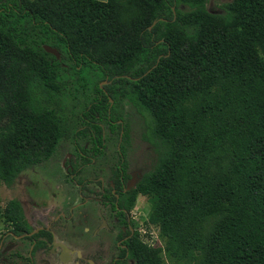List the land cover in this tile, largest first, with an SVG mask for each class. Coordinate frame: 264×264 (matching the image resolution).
I'll return each mask as SVG.
<instances>
[{"label":"trees","instance_id":"16d2710c","mask_svg":"<svg viewBox=\"0 0 264 264\" xmlns=\"http://www.w3.org/2000/svg\"><path fill=\"white\" fill-rule=\"evenodd\" d=\"M80 87L93 91L85 125L72 127L67 102ZM126 99L153 149L132 203L147 196L164 242L139 238L136 264H264V0H227L222 12L207 0H0L6 185L64 138L105 151L107 123L125 139ZM5 214L27 227L17 198Z\"/></svg>","mask_w":264,"mask_h":264},{"label":"flooded vegetation","instance_id":"af4514ba","mask_svg":"<svg viewBox=\"0 0 264 264\" xmlns=\"http://www.w3.org/2000/svg\"><path fill=\"white\" fill-rule=\"evenodd\" d=\"M74 142L80 164L69 153L58 167L61 176L54 166L31 172L46 182L52 180L44 175H53L60 184L40 203L18 198L28 224L18 227L9 221L0 236V264H136L132 247L142 237L131 213L136 203L132 189L146 169L131 173L121 149L115 157L107 151H83ZM31 218L38 223L33 226Z\"/></svg>","mask_w":264,"mask_h":264},{"label":"rangeland","instance_id":"374dc122","mask_svg":"<svg viewBox=\"0 0 264 264\" xmlns=\"http://www.w3.org/2000/svg\"><path fill=\"white\" fill-rule=\"evenodd\" d=\"M226 1L227 0H207V6L211 11L222 12ZM98 82L102 85L105 84V81L102 79L98 80ZM92 91L93 90L83 87H80L79 90L71 88V95L67 102V113L71 117L72 127L77 123L81 126L85 125L84 121H81L80 115L83 110L82 107L84 102L92 94ZM119 109L124 117V124L128 127V134L125 139L124 137L121 138L122 133L119 134L117 125L110 127L107 123H104L105 135L108 140V149L105 151L109 152L108 154L117 157L119 149H121L122 144H124V154L128 163V170L131 173H142L145 169L150 167L153 157L152 146L145 137L146 123L141 114L137 111L136 106L131 101L127 99L123 101L119 105ZM7 121V119L0 120V125H5ZM122 136H124V131ZM86 140L87 138L85 136H81L78 139L79 143H85ZM69 153H71V158L76 159L77 164H80L79 162L82 160L77 154V145L71 136L64 138L60 142L56 153L50 160L39 164L34 168L44 172L45 168L54 166L56 167L54 173L61 176V169L58 167L62 165ZM96 166L100 167V165ZM34 168L21 173L12 186L6 185L0 179V236L9 227V221L6 218L5 210L7 204L12 198L18 199L24 197L30 199V201H34V203H40L50 197L48 191L51 187L56 188V186L60 184L59 179L53 175V177L44 175V177H48L52 180L51 182H46V180L38 173H31L35 171ZM149 210L150 205L147 196L140 194L131 212L133 219L136 222V226L140 230V236L150 244L163 245L164 242L159 236L158 227L152 223H148ZM31 223L34 226V224L38 223V220L36 218L34 220L32 219Z\"/></svg>","mask_w":264,"mask_h":264},{"label":"water","instance_id":"95a60500","mask_svg":"<svg viewBox=\"0 0 264 264\" xmlns=\"http://www.w3.org/2000/svg\"><path fill=\"white\" fill-rule=\"evenodd\" d=\"M156 22H157V21H155L153 24H155ZM44 47H45V49H46L48 52H50V53L56 55L57 57L60 56V52H59L58 48H56V47H54V46H51V45H49V44H45ZM111 101L113 102V99H111Z\"/></svg>","mask_w":264,"mask_h":264}]
</instances>
